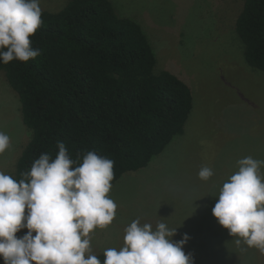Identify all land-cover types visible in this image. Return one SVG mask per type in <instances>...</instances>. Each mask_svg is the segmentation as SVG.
Segmentation results:
<instances>
[{
	"label": "rangeland",
	"instance_id": "rangeland-1",
	"mask_svg": "<svg viewBox=\"0 0 264 264\" xmlns=\"http://www.w3.org/2000/svg\"><path fill=\"white\" fill-rule=\"evenodd\" d=\"M67 1L40 0V7L58 11ZM111 1L119 15L137 19L148 33L158 69L173 71L189 85L193 107L183 136L147 168L127 172L112 185L108 195L117 205L116 216L91 234L93 253L119 248L124 228L139 218L153 227L161 221L177 226L173 241L187 234L183 250L191 253L192 264H264V255L237 246L211 211L238 159L264 160V73L245 62L233 30L242 0ZM19 109L0 71V131L11 141L0 154V171L10 175L29 139ZM203 166L214 172L207 181L197 176Z\"/></svg>",
	"mask_w": 264,
	"mask_h": 264
},
{
	"label": "trees",
	"instance_id": "trees-1",
	"mask_svg": "<svg viewBox=\"0 0 264 264\" xmlns=\"http://www.w3.org/2000/svg\"><path fill=\"white\" fill-rule=\"evenodd\" d=\"M42 21L30 37L41 54L0 63L29 132L15 179L41 153L54 158L63 142L73 159L96 151L113 160V185L184 135L191 89L173 71L158 69L137 19L119 15L111 0H68L58 11L42 9ZM233 30L245 62L264 73V0H242ZM103 253L96 254L102 264Z\"/></svg>",
	"mask_w": 264,
	"mask_h": 264
},
{
	"label": "clouds",
	"instance_id": "clouds-1",
	"mask_svg": "<svg viewBox=\"0 0 264 264\" xmlns=\"http://www.w3.org/2000/svg\"><path fill=\"white\" fill-rule=\"evenodd\" d=\"M40 0H0V63L27 62L41 54L31 36L42 24ZM0 131V154L10 147ZM53 158L41 153L17 180L0 171V258L4 264H102L93 253L91 234L107 228L117 205L108 195L114 161L96 151L73 159L63 142ZM264 160L247 156L236 161V171L222 183L212 215L235 238V244L264 255ZM214 175L203 166L202 181ZM28 231L21 237L16 233ZM177 226L161 221L133 220L124 228L119 248L104 250L103 264H192L183 234L173 241Z\"/></svg>",
	"mask_w": 264,
	"mask_h": 264
}]
</instances>
